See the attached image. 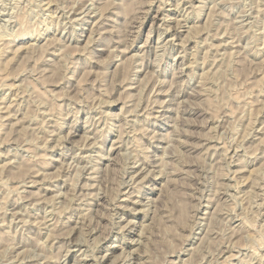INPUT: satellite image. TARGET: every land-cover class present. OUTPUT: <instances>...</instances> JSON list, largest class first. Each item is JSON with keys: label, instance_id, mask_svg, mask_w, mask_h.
<instances>
[{"label": "rangeland", "instance_id": "obj_1", "mask_svg": "<svg viewBox=\"0 0 264 264\" xmlns=\"http://www.w3.org/2000/svg\"><path fill=\"white\" fill-rule=\"evenodd\" d=\"M0 120V264H264V0H0Z\"/></svg>", "mask_w": 264, "mask_h": 264}, {"label": "bare ground", "instance_id": "obj_2", "mask_svg": "<svg viewBox=\"0 0 264 264\" xmlns=\"http://www.w3.org/2000/svg\"><path fill=\"white\" fill-rule=\"evenodd\" d=\"M205 1V0H204ZM49 3V2H48ZM150 3H152V2H150ZM170 4V3H169ZM174 6V5H173ZM158 7V6H157ZM183 7H184V5H183ZM179 10V9H178ZM86 14V13H85ZM182 15V14H181ZM174 17H176V16H174ZM180 17V16H179ZM159 18V17H158ZM84 19V18H83ZM176 19V18H175ZM81 20V19H80ZM178 21V20H177ZM160 23V22H159ZM181 23V22H180ZM183 23V22H182ZM163 24V23H162ZM185 24V23H184ZM170 25V24H169ZM140 26V25H139ZM175 26V25H174ZM185 26V25H184ZM167 29H168V26H167ZM172 29V28H171ZM183 30V29H182ZM151 32V31H150ZM164 32V31H163ZM29 33V32H28ZM187 34V33H186ZM150 36V35H149ZM222 36V35H221ZM89 37V36H88ZM147 37V36H146ZM162 37V36H161ZM168 39V38H167ZM87 40V39H86ZM88 41V40H87ZM93 42V41H92ZM232 42V41H231ZM157 43V42H156ZM161 43V42H160ZM87 44V43H86ZM181 44H182V40H181ZM33 45V44H32ZM227 45V44H226ZM142 46V45H141ZM161 46V45H160ZM181 46V45H180ZM154 48V47H153ZM219 48V47H218ZM125 49V48H124ZM130 49V48H129ZM167 49V48H166ZM103 50V49H102ZM144 50V49H143ZM122 52V51H121ZM135 53V52H134ZM156 54V53H155ZM137 55V54H136ZM140 55H141V53H140ZM129 57V56H128ZM132 57H134V56H132ZM124 59V58H123ZM149 59V58H148ZM120 60V59H119ZM127 60V59H126ZM134 61V60H133ZM121 62V61H120ZM120 62H118V63H120ZM123 62V61H122ZM139 63H141L140 61H139ZM121 65V64H120ZM134 65V64H133ZM118 66H119V64H118ZM158 67V66H157ZM151 68V67H150ZM141 69V68H140ZM157 69V68H156ZM139 70V69H138ZM158 71V70H157ZM47 78V77H46ZM135 79V78H134ZM129 87V86H128ZM127 87V88H128ZM132 87V86H131ZM50 93H52V92H50ZM43 94V93H42ZM51 95H53V94H51ZM46 97V96H45ZM48 97V96H47ZM48 99V98H47ZM50 99V98H49ZM7 107V106H6ZM8 108V107H7ZM6 108V109H7ZM5 109V108H4ZM4 109H3V111H4ZM10 114V113H9ZM8 114V115H9ZM26 115V114H25ZM87 116V115H86ZM92 116V115H91ZM136 116V115H135ZM6 117H7V115H6ZM95 117V116H94ZM2 118V117H1ZM1 121V120H0ZM58 124V123H57ZM1 125V124H0ZM95 125V124H94ZM98 130V129H97ZM87 131V130H86ZM95 133H97V132H95ZM92 135V134H91ZM90 135V136H91ZM95 135V134H94ZM85 136H88V135H85ZM123 136V135H122ZM89 137V136H88ZM94 137V136H93ZM86 138V137H85ZM118 138V137H117ZM120 139V138H119ZM119 139H118V141H119ZM127 140V139H126ZM114 141V140H113ZM92 143H93V141H92ZM120 145V144H119ZM218 145V144H217ZM89 146H91V145H89ZM111 147V146H110ZM109 147V148H110ZM208 147V146H207ZM210 147H212V145H210ZM88 149V148H87ZM122 149V148H121ZM81 159V158H80ZM5 165V164H4ZM6 166V165H5ZM22 167V166H21ZM95 167V166H94ZM4 168V167H3ZM143 168V167H142ZM140 170H141V168H140ZM94 171V170H93ZM139 171V170H138ZM137 171V172H138ZM95 172V171H94ZM134 175V174H133ZM93 177H94V175H92ZM135 176V175H134ZM141 178V177H140ZM33 181V180H32ZM137 182V181H136ZM89 185V184H88ZM87 185V186H88ZM84 186H86V185H84ZM86 186V187H87ZM90 186V185H89ZM133 186V185H132ZM131 186V187H132ZM92 187V186H91ZM57 195H59V194H57ZM185 200V199H184ZM184 200L182 199L181 201L184 203ZM134 201V200H133ZM120 204V203H119ZM186 204V203H185ZM182 206V205H181ZM180 206V207H181ZM186 206H187V204H186ZM179 207V208H180ZM184 206H182V208H183ZM182 208H180V210L182 209ZM121 209V208H120ZM185 209H187L186 207H185ZM130 210V209H129ZM182 210H184V209H182ZM181 210V211H182ZM181 211H180V215L182 214L181 213ZM183 212H185V211H183ZM183 214H185V213H183ZM186 214H187V212H186ZM182 216V215H181ZM47 217H49V216H47ZM186 217H187V215H186ZM193 217H194V215H193ZM181 218V217H180ZM183 218V217H182ZM184 218H185V215H184ZM197 218H199V217H197ZM47 220V219H46ZM49 220V219H48ZM23 221V220H22ZM130 221V220H129ZM133 221V220H132ZM180 221H182V220H180ZM195 221V220H194ZM48 222V221H47ZM51 222V221H50ZM76 222V221H75ZM131 222V221H130ZM196 223H197V220H196ZM44 225V224H43ZM47 225V224H46ZM56 226V225H55ZM127 226V225H126ZM141 227V226H140ZM123 229V228H122ZM129 230V229H128ZM192 230V229H191ZM58 231V230H57ZM141 232V231H140ZM58 233V232H57ZM49 234V233H48ZM52 234V233H51ZM56 234V233H55ZM59 234V233H58ZM50 237V236H49ZM136 242V241H135ZM134 242V243H135ZM138 243V242H137ZM122 251V250H121ZM127 255V254H126ZM104 256V255H103ZM84 257V256H83ZM87 258V257H86ZM102 258H104V257H102ZM235 258V257H234ZM177 259V258H176ZM171 261V260H170ZM176 262V261H175ZM173 263V262H172ZM101 264V263H100ZM111 264V263H110ZM125 264V263H124Z\"/></svg>", "mask_w": 264, "mask_h": 264}]
</instances>
